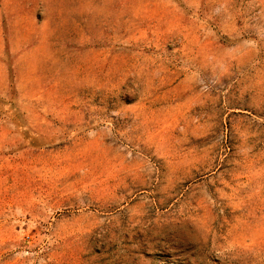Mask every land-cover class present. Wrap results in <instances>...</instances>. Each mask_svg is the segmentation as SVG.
Wrapping results in <instances>:
<instances>
[{"label": "rangeland", "instance_id": "374dc122", "mask_svg": "<svg viewBox=\"0 0 264 264\" xmlns=\"http://www.w3.org/2000/svg\"><path fill=\"white\" fill-rule=\"evenodd\" d=\"M0 264H264V0H0Z\"/></svg>", "mask_w": 264, "mask_h": 264}]
</instances>
